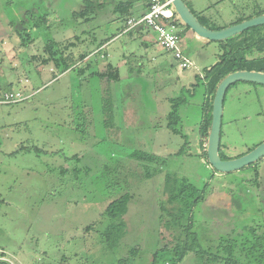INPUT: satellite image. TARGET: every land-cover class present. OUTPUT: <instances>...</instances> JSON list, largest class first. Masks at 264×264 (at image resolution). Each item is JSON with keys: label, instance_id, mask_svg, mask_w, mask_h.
Segmentation results:
<instances>
[{"label": "rangeland", "instance_id": "obj_1", "mask_svg": "<svg viewBox=\"0 0 264 264\" xmlns=\"http://www.w3.org/2000/svg\"><path fill=\"white\" fill-rule=\"evenodd\" d=\"M107 1L98 15L81 17L75 14L85 9V0H0V98L5 90L28 96L0 103V264H152L173 233L160 219L163 175L146 179L142 163L130 155L135 150L167 156V171L199 187L209 181L206 201L194 210V230L205 249L216 252L232 241L240 261L264 264L252 247L264 232V157L256 172L245 168L210 177L213 168L200 142L203 71L219 61L222 46L178 17L181 48L194 62L182 68L158 43L147 47L140 37L121 35V22L110 15L113 0ZM185 2L218 26L264 14V0ZM148 34L157 38L152 29ZM75 35L84 39L73 47L76 53L95 50L93 37L111 38L72 67L89 68L84 74L32 60L45 55L50 40ZM109 63L119 68V81L90 75ZM175 101L177 127L189 147L169 156L185 141L167 127ZM222 132L228 159L264 141V85L240 81L228 89ZM126 193L133 194L126 225L110 244L102 234L110 219L101 213ZM100 219L102 225L87 230ZM168 256L160 255V264H169ZM195 262L191 254L183 264Z\"/></svg>", "mask_w": 264, "mask_h": 264}, {"label": "trees", "instance_id": "obj_2", "mask_svg": "<svg viewBox=\"0 0 264 264\" xmlns=\"http://www.w3.org/2000/svg\"><path fill=\"white\" fill-rule=\"evenodd\" d=\"M136 1L137 0L111 1L113 3L112 12L116 15V18L113 21L117 20L121 22L119 29L120 33L128 27V20L133 17ZM85 2V9L76 13L75 16L86 17L91 13L92 15H98L100 10H104L108 3L107 0L106 2H100V0H85ZM193 12L195 13V11ZM197 17L204 25L211 29H222L225 27L218 26L209 18L203 17L201 19L199 16ZM87 19L90 20L94 18L89 17L86 18V20ZM241 21H243V19L237 21V23ZM142 28H146V26L137 27L136 29L141 30ZM19 34H21V32ZM93 40L94 41L92 42L95 43L96 46L95 50H84L79 53H76L73 47L80 46L84 41L80 35H75L74 37L63 41L50 40L45 46V55L32 56V60L40 61L43 64L53 61L61 73L70 69H76L79 73L84 74L89 68L72 67L80 60H86L88 56L96 50L105 48L111 38L97 41L96 37H93ZM219 43L222 46L223 54H221L220 59L216 64L203 71L206 91L205 102L202 105L203 119L200 124L199 133L200 142L203 147V156L206 161H208L207 143L211 125V118L209 115L213 110V101L217 87L223 78L237 70H257L264 72V25L249 28L242 33L219 41ZM112 66L113 64L109 63L106 70L93 71L90 75L93 76L96 74L99 78L107 79L109 82L119 81L121 79L120 70L119 68H113ZM1 87L2 85L0 84V93H2ZM178 104L179 102L175 103L173 109L168 115L169 122L167 127H169L174 133L181 135L185 141L177 152H173L169 156L185 154L189 147L188 137L182 133L179 127H177L179 118ZM220 154L223 159H228L223 155L221 148ZM130 155L142 163V171L146 179H153L156 176L163 175V196L161 198L160 219L162 225L172 231L173 240L170 244H166L154 253L152 264H160L161 259L159 256L166 252L169 253V256L166 258V261L169 264H183L184 260L191 254L195 257V264H250L247 262L244 263L236 257L232 241L220 243L216 252L205 249L198 241V234L194 230V210L198 203L205 200L209 181H206L202 187H199L189 177L179 176L176 172L167 171V156H161L146 150H135L131 152ZM76 157L78 156L76 155ZM257 167L258 165L256 162L246 168H253L256 172ZM217 173L219 172L213 168L210 177H214ZM132 197L133 194L126 193L116 198L111 201L101 213L103 218L108 217L110 219L107 227L102 232L104 239L109 241L110 244L117 243L114 241V235L115 233H121L124 229L123 227L126 225L124 218L128 213L129 203ZM2 202H4V200L0 199V203ZM102 223L103 221L100 219L99 221L94 222L91 227H88L87 230L94 226L102 225ZM249 231L252 234H257L256 229H250ZM252 247H257L256 249L261 251L260 256L262 259L260 260L261 262H264V232L258 235L256 243ZM221 252H223L224 255ZM133 254L135 255L136 251H133ZM126 260L127 259H120V263L126 264Z\"/></svg>", "mask_w": 264, "mask_h": 264}, {"label": "water", "instance_id": "obj_3", "mask_svg": "<svg viewBox=\"0 0 264 264\" xmlns=\"http://www.w3.org/2000/svg\"><path fill=\"white\" fill-rule=\"evenodd\" d=\"M172 4L180 19L186 25L199 37L212 41H222L242 33L249 28L264 25V14H260L222 29H211L199 20L184 0H172ZM240 81L264 85V72L257 70H237L223 78L217 87L213 101L207 156L212 168L220 174L240 171L264 157V141L254 149L237 158L223 159L220 154L225 97L228 89Z\"/></svg>", "mask_w": 264, "mask_h": 264}, {"label": "built area", "instance_id": "obj_4", "mask_svg": "<svg viewBox=\"0 0 264 264\" xmlns=\"http://www.w3.org/2000/svg\"><path fill=\"white\" fill-rule=\"evenodd\" d=\"M148 4L147 11L141 16L131 17L128 27L137 28L146 26L157 34L158 44L166 51L173 53L180 67L188 68L194 62L183 52L181 48V35L178 32V14L174 9L172 0H145ZM186 1V0H184ZM22 91L6 90L0 98V103H13L25 100Z\"/></svg>", "mask_w": 264, "mask_h": 264}, {"label": "crops", "instance_id": "obj_5", "mask_svg": "<svg viewBox=\"0 0 264 264\" xmlns=\"http://www.w3.org/2000/svg\"><path fill=\"white\" fill-rule=\"evenodd\" d=\"M113 9V4H112V7ZM110 8V9H111ZM112 9L110 10L111 12V17L112 16H116L115 14H113L112 12ZM148 9V4L145 0H137L135 2V6H134V14H133V17H137V16H141L142 14H144ZM102 15V14H100ZM116 17H114L112 20H114ZM115 22V21H114ZM151 31V29L149 28H142L141 30H137L136 28H129L127 27L126 29H124V31L122 33H120L121 35L122 34H128L129 37L131 38H135V37H140L142 40H143V44L145 46H149L151 44H153L154 42L158 43L157 42V38L156 37H153L151 38L148 34V32ZM106 48V47H105ZM6 91V90H5Z\"/></svg>", "mask_w": 264, "mask_h": 264}, {"label": "flooded vegetation", "instance_id": "obj_6", "mask_svg": "<svg viewBox=\"0 0 264 264\" xmlns=\"http://www.w3.org/2000/svg\"><path fill=\"white\" fill-rule=\"evenodd\" d=\"M206 201V200H205Z\"/></svg>", "mask_w": 264, "mask_h": 264}]
</instances>
